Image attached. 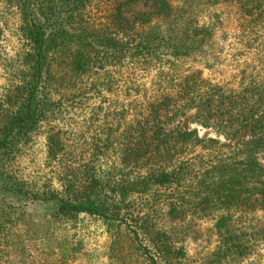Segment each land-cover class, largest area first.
<instances>
[{
    "label": "rangeland",
    "instance_id": "rangeland-1",
    "mask_svg": "<svg viewBox=\"0 0 264 264\" xmlns=\"http://www.w3.org/2000/svg\"><path fill=\"white\" fill-rule=\"evenodd\" d=\"M215 1L174 0L183 11L173 21L155 19L152 25L158 23L162 33L180 32L187 22L212 28L202 47L183 57L178 66L236 88L256 74L264 52L248 48L254 36L242 27L232 3ZM115 2L87 0L80 14L99 22ZM139 10L147 9L132 5L126 16ZM23 25L16 4L0 0V124L7 113V96L22 75ZM157 68L130 79L126 69L109 67L49 88L53 105L0 177V264H264V239L254 236L262 213L246 209L244 203L227 207L218 201L219 186L214 175L207 174L208 151L199 147L186 155L182 178L169 187L141 182L149 167L122 161L134 134L130 126L138 118L134 108L150 94ZM196 112L164 110L162 125L169 132L197 130L203 138H217L195 121ZM50 134L57 135L62 147L52 161ZM256 156L264 167V151ZM93 176L102 181L108 202L116 204L118 219L63 216L54 200L43 198L49 190L63 191L66 179L84 188ZM240 188L237 198L242 200ZM225 192L220 190L223 199ZM152 240L171 250L167 258L159 256ZM247 241L249 252L243 251ZM232 243L243 253L227 251Z\"/></svg>",
    "mask_w": 264,
    "mask_h": 264
},
{
    "label": "trees",
    "instance_id": "trees-1",
    "mask_svg": "<svg viewBox=\"0 0 264 264\" xmlns=\"http://www.w3.org/2000/svg\"><path fill=\"white\" fill-rule=\"evenodd\" d=\"M12 1L21 12L26 42L21 57L22 75L7 96L8 109L0 124V177L53 105L49 88L93 70L126 69L127 77L135 79L152 74L159 67L150 94L134 108L138 118L130 126L134 134L122 161L132 160L137 166L149 167L141 182L169 187L182 178L186 155L199 147L208 151L207 174L214 175L219 186L218 201L227 207L244 203L246 209L261 212V227L254 236L264 239V167L256 156L264 151L263 56L255 75L246 77L248 81L243 80L236 88L228 87L202 78L200 71L183 72L178 66L183 57L202 47L212 28L187 22L180 32L162 33L158 23L152 25L155 19L173 21L177 12L183 11L174 0H116L110 14L99 22L80 14L87 0ZM227 1L237 10L244 30L254 36L248 48L264 52V0ZM137 4L147 10L127 17V9ZM156 62L160 66H153ZM184 109H196L195 121L212 130L217 138H203L197 130L166 131L161 112ZM55 136H48L51 161L62 152ZM194 159L193 156L187 161ZM82 187L66 179L63 191L49 190L43 198L54 200L57 213L63 216L88 214L107 221L118 219L117 206L108 202L99 178L93 176ZM239 187L242 200L237 198ZM220 190L226 191L224 199ZM221 220L226 222V218ZM152 241L159 256L167 258L171 250ZM249 246L247 241L243 251L249 252ZM227 251L233 255L242 249L232 243Z\"/></svg>",
    "mask_w": 264,
    "mask_h": 264
}]
</instances>
